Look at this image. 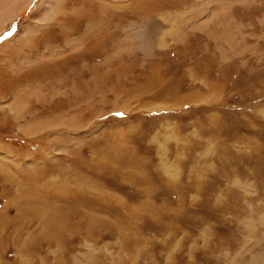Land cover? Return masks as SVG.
I'll use <instances>...</instances> for the list:
<instances>
[{
    "label": "rangeland",
    "instance_id": "374dc122",
    "mask_svg": "<svg viewBox=\"0 0 264 264\" xmlns=\"http://www.w3.org/2000/svg\"><path fill=\"white\" fill-rule=\"evenodd\" d=\"M145 1L87 0L127 19L102 54L49 36L39 0L0 30V264L264 259V0Z\"/></svg>",
    "mask_w": 264,
    "mask_h": 264
},
{
    "label": "bare ground",
    "instance_id": "6f19581e",
    "mask_svg": "<svg viewBox=\"0 0 264 264\" xmlns=\"http://www.w3.org/2000/svg\"><path fill=\"white\" fill-rule=\"evenodd\" d=\"M23 1L24 2L27 1L26 3H30L31 0H23ZM155 1L156 0H146L145 4H150V3L155 2ZM86 2H87V0H83V5L81 4L78 7L73 8L71 10V12H65V9L61 10V8L59 6V3H62V0H39L38 6H37L34 14L31 13V18L35 19L38 22L45 21V23H44L45 30L47 32L49 31L48 32L49 36H50L51 31L54 32L55 30H57L61 34V36L65 37L64 41L66 43L69 41H74L77 45L75 46V48H73V51L75 50V52H77V54L81 51H84L83 53H86V52H95L96 53L99 51L100 54H102L103 53L102 44L106 40V36H105V39L100 38L99 33L96 31V29L101 28V30L103 29L106 33L110 34L111 31H109V30L112 27L111 23H113V21H114L115 27L119 28V27H121V24L123 22H125L127 19H124L121 17H117L116 20L114 19L116 17V15L113 14L115 5L108 6L107 11H105V6L101 5L100 8L98 9V11L95 12L93 8L87 7L85 5ZM20 3H21V0H0V30L5 28V26H7V24L9 22L13 21V18L15 16L17 17V15L20 12L24 11L25 8H23V6ZM26 6H27V4H26ZM24 7H25V5H24ZM142 8L143 7H138L137 5H135V6H133V9H132V10H134V12L128 8L127 10L121 11L119 13H123V15L125 14L126 16H128V13H130L129 15H131V13H132V15H133L136 12L135 10H137L136 15L142 14L143 19H140V21L142 20L141 23H138V24H136L135 22H134L135 24L129 23L126 28H127V33L130 34L131 40L135 41L134 43L137 44L136 47L141 48L145 51V50L149 49L151 44H153V42L155 41V34H159L160 31L156 30V29H158V27H156L155 25H152V23H148V21L151 22L149 19V15L146 14L147 13L146 10L143 9L144 11H142ZM124 12H126V13H124ZM195 12L197 13L196 10H195ZM143 14H145V15H143ZM123 15L121 14V16H123ZM117 16H119V14H117ZM146 20H148V21H146ZM80 22H81V24L84 23V25L80 26L81 25ZM148 26H149V28H148ZM158 26H161V25L158 24ZM60 27H62V28H60ZM79 27H82V31H83L84 27H86L85 31L83 33L77 35L76 37L70 38L68 40L69 36L76 35V32H78ZM27 30H28V26H26V24H25V26H22V34L23 35H24V33H27ZM90 30H92V33L88 32ZM165 30H167V29H165ZM101 34H103V33H101ZM41 41H43V39H41ZM120 42H119V44H120ZM4 45H7V43L5 42ZM118 49H120V48H118ZM118 52H119V50H118ZM80 54H82V53H80ZM78 55H77V57H79ZM108 58L109 57H107L105 55L104 59H105L106 63H109L112 60L111 58H109V59ZM33 73H35V72H33ZM94 73L97 74V71H95ZM250 264H264V259H253V262H251Z\"/></svg>",
    "mask_w": 264,
    "mask_h": 264
}]
</instances>
